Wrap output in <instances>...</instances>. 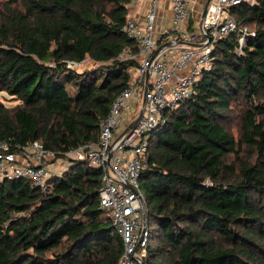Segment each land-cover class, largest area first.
<instances>
[{
  "label": "trees",
  "instance_id": "obj_1",
  "mask_svg": "<svg viewBox=\"0 0 264 264\" xmlns=\"http://www.w3.org/2000/svg\"><path fill=\"white\" fill-rule=\"evenodd\" d=\"M130 2L0 0V91L19 101L0 100V139L40 140L59 157L99 140L139 63L119 58L137 49L124 30ZM230 10L237 28L215 44L213 67L150 138L147 264H264V0ZM244 28L255 35L240 46ZM87 57L97 66L70 64ZM101 186L102 171L84 161L47 192L0 182V264H117L123 241Z\"/></svg>",
  "mask_w": 264,
  "mask_h": 264
},
{
  "label": "built area",
  "instance_id": "obj_2",
  "mask_svg": "<svg viewBox=\"0 0 264 264\" xmlns=\"http://www.w3.org/2000/svg\"><path fill=\"white\" fill-rule=\"evenodd\" d=\"M159 1L151 0L144 20L130 17L127 20L124 30L137 42V49L126 47L119 58L137 59L139 63L131 68L130 85L116 97L102 122L99 140L70 150L66 153L72 156L69 164L64 161L68 167L76 161H84L102 171L100 204L111 217L114 233L123 241V253L117 264H147L151 232L140 176L149 164L150 138L165 121L164 114L190 98L202 72L213 67L215 44L237 28L230 9L243 2L211 0L192 32L190 22L194 12L188 0H169L173 29L162 30L157 39ZM247 35L255 33L242 29L240 46ZM168 41H172L173 46L154 56L156 49ZM58 157L40 140L19 143L0 139V182L24 178L40 191L47 192L53 178L66 170L61 171L59 167L63 163L55 165L52 161Z\"/></svg>",
  "mask_w": 264,
  "mask_h": 264
},
{
  "label": "crops",
  "instance_id": "obj_3",
  "mask_svg": "<svg viewBox=\"0 0 264 264\" xmlns=\"http://www.w3.org/2000/svg\"><path fill=\"white\" fill-rule=\"evenodd\" d=\"M190 7L194 12V16L191 20L193 30L202 20L205 10L207 8L208 0H188ZM151 0H138L136 2H130L128 17L144 20L145 14L150 6ZM173 12L171 9V4L169 0H160L157 7V17H156V38H160L161 31L164 29H173L172 22Z\"/></svg>",
  "mask_w": 264,
  "mask_h": 264
},
{
  "label": "rangeland",
  "instance_id": "obj_4",
  "mask_svg": "<svg viewBox=\"0 0 264 264\" xmlns=\"http://www.w3.org/2000/svg\"><path fill=\"white\" fill-rule=\"evenodd\" d=\"M95 66H97V63L94 62L92 58L87 57L82 63H79L78 65H76V69L79 71H82V70L89 69V68H92ZM0 100L8 106H14L19 102L18 100L12 98L5 91H0ZM233 118H234V120H233L234 122L231 124V128L233 130L234 135L237 136L238 135V127H239V124H238L239 118H238L237 114L234 115ZM247 156H248V152L247 151L243 152V158H245ZM71 157H72L71 154H65V156H62V157L52 158V161H54L55 165H59V164L63 163L62 165L59 166L61 168V171L65 170V169L68 170L70 168V166H72V165H70L69 167L65 166L64 161L68 162V164H69V159ZM235 159H236L235 155H230L228 157L229 162H235ZM65 171H62V173L64 174Z\"/></svg>",
  "mask_w": 264,
  "mask_h": 264
},
{
  "label": "water",
  "instance_id": "obj_5",
  "mask_svg": "<svg viewBox=\"0 0 264 264\" xmlns=\"http://www.w3.org/2000/svg\"><path fill=\"white\" fill-rule=\"evenodd\" d=\"M211 2V0H208V4ZM207 4V5H208ZM207 9V8H206ZM205 12H206V10H205ZM205 14V13H204ZM173 42L172 41H168V42H165L164 44H161L157 49H156V51H155V53H154V56L158 53V52H160L161 50H163L164 48H168V47H171V46H173ZM147 76H148V74H147ZM147 91V89H145V92ZM140 114H141V112H140ZM140 114L138 115V117L130 124V126L131 127H133L134 125H135V123H136V121H137V119L139 118V116H140Z\"/></svg>",
  "mask_w": 264,
  "mask_h": 264
}]
</instances>
